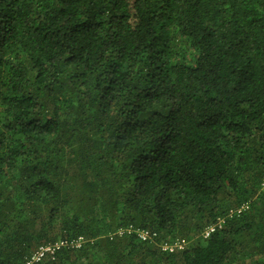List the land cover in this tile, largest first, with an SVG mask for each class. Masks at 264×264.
I'll use <instances>...</instances> for the list:
<instances>
[{
	"label": "trees",
	"instance_id": "1",
	"mask_svg": "<svg viewBox=\"0 0 264 264\" xmlns=\"http://www.w3.org/2000/svg\"><path fill=\"white\" fill-rule=\"evenodd\" d=\"M79 237L42 264H264V0H0V264Z\"/></svg>",
	"mask_w": 264,
	"mask_h": 264
},
{
	"label": "built area",
	"instance_id": "2",
	"mask_svg": "<svg viewBox=\"0 0 264 264\" xmlns=\"http://www.w3.org/2000/svg\"><path fill=\"white\" fill-rule=\"evenodd\" d=\"M222 221L218 222L215 225H212L208 227L202 234L203 238L209 237L212 233L215 232L216 229L221 228ZM131 228L128 229H123L120 230L117 234L119 236L123 235L125 232L130 233ZM137 233V236L142 240V241H147L155 237V234H150V232L145 231V230H135ZM84 240L79 237L76 240L73 241H67V240H59L53 244H47L44 246L39 247L26 261L25 264H42L44 260L46 259H51L54 260L56 253L58 250L62 248H79ZM185 242L184 241H176L172 244L165 243L163 245V250L164 251H169L173 252L174 250H181L184 248Z\"/></svg>",
	"mask_w": 264,
	"mask_h": 264
}]
</instances>
